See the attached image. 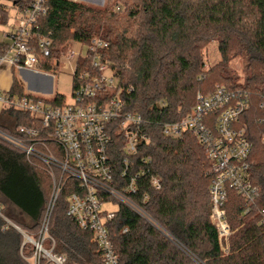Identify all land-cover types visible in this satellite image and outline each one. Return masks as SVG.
<instances>
[{
    "label": "trees",
    "instance_id": "16d2710c",
    "mask_svg": "<svg viewBox=\"0 0 264 264\" xmlns=\"http://www.w3.org/2000/svg\"><path fill=\"white\" fill-rule=\"evenodd\" d=\"M31 2L0 0V24L8 23L12 9L23 12ZM119 4L126 9L117 13ZM39 27V35L53 41V57L73 41L88 42L95 36L108 41V57L120 69L122 85L134 88L125 97L126 109L142 116L149 143L140 146L136 156L142 167L146 159V177L140 179L139 191L131 199L159 228L120 206L109 226L120 264H195L189 255L201 264H264V109L260 108L264 104V0H107L103 9L50 0L48 15ZM213 42L219 44L221 59L208 70L205 51ZM8 49L0 42V56ZM236 57L246 62L244 84H237L228 68ZM218 86L251 94V108L241 123L252 144L251 178L261 188L260 200L247 215H243L244 201L229 189L227 216L232 230L242 228L231 237L228 257L210 218V165L205 150L191 133L178 140L163 134L164 124L191 114L198 93H212ZM24 95V87L15 81L9 96ZM21 126L36 124L14 107L2 109L0 131L17 136ZM152 176L161 180L159 191L150 186ZM76 186L77 182L67 184L52 213L49 233L56 242L55 253L65 257L67 264H101L93 234L67 216V199ZM52 187L40 166L30 164L23 152L0 139V206L9 220L34 238ZM24 242L23 235L7 228L0 217V264H30L34 248Z\"/></svg>",
    "mask_w": 264,
    "mask_h": 264
},
{
    "label": "built area",
    "instance_id": "2783aa9c",
    "mask_svg": "<svg viewBox=\"0 0 264 264\" xmlns=\"http://www.w3.org/2000/svg\"><path fill=\"white\" fill-rule=\"evenodd\" d=\"M49 2L32 0L21 12L7 34L11 43L7 53L0 56V69L9 67L48 80L66 73L73 78L72 101L67 102L62 95L47 99L25 93L11 98L10 91L0 93L3 108L14 107L36 124L19 127L17 136L0 131V139L23 152L30 164L40 166L50 176L52 194L37 238L9 220L1 206L0 217L7 228L13 227L23 235L24 244L33 246L30 264H67L65 257L55 253L56 242L49 227L65 187L77 182L67 199V216L80 229L93 234L101 264H120L109 230L120 206L153 222L131 199L139 191L140 179L146 177V159L143 167L136 160L140 146L149 143L143 131L145 121L126 109L125 97L134 88L122 85L120 69L108 57V41L98 36L88 42L73 41L53 57L52 39L39 35V24L48 15ZM47 85L42 82L38 87L46 90ZM251 105L249 92L218 86L212 93H198L195 107L184 119L163 125L165 137L178 140L191 133L206 152L210 165V218L226 254L233 236L226 210L229 189L244 201L243 215L249 214L261 198V188L251 178L252 144L241 123ZM260 108L264 109V104ZM150 186L159 191L161 180L152 176ZM108 207L114 210L108 211Z\"/></svg>",
    "mask_w": 264,
    "mask_h": 264
},
{
    "label": "rangeland",
    "instance_id": "374dc122",
    "mask_svg": "<svg viewBox=\"0 0 264 264\" xmlns=\"http://www.w3.org/2000/svg\"><path fill=\"white\" fill-rule=\"evenodd\" d=\"M69 1L82 3L84 5H89V6L100 8V9L105 8L107 5V0H69ZM118 7H120V10H118L117 8L116 10L117 13L123 12L126 9L125 6H123V4H119ZM15 23H16L15 16H14L13 11H11L8 23L6 25L0 24V41H3L7 44L11 43V39L7 37V34L12 31ZM218 49H219V44L217 42H213L209 45V47L205 51L206 69L209 70L210 68H212L213 66L217 65L220 62L221 55ZM228 68H229V71L231 72V77H233L234 80L237 81L236 82L237 84L245 83L246 62L243 57L234 58L229 63ZM24 74H25L24 71H20V70L15 71V81L24 87L25 93L34 94V95L44 97L47 99L54 98L57 95H62L66 97L67 102L72 101L73 92H74V84H73V78L70 75L66 73H59L55 76H51L49 80L47 81L48 85L46 87V90L40 91V90H36L33 88L30 82L25 79ZM107 210L112 211L114 210V208L108 207ZM150 223L154 225L155 227L157 226L154 222H150ZM241 228L242 227L235 228V230H233V236ZM164 234L166 233L164 232ZM223 254L225 257H228L229 255H231V240H230L229 253L227 254L223 253ZM189 256L191 257V259L194 261L195 264H201V262L197 258L193 257L192 255H189Z\"/></svg>",
    "mask_w": 264,
    "mask_h": 264
},
{
    "label": "crops",
    "instance_id": "0c3cea01",
    "mask_svg": "<svg viewBox=\"0 0 264 264\" xmlns=\"http://www.w3.org/2000/svg\"><path fill=\"white\" fill-rule=\"evenodd\" d=\"M11 11H13L14 16H15V21L17 23V20L19 19L21 12H18L15 9H12ZM0 42H3V41H0ZM24 73H25L24 74L25 79L30 82V84L33 86L34 89L45 91L44 88L38 87V84L42 82L47 83L48 81L47 78L40 77V76L34 75L32 73H28V72H24ZM14 82H15V70L10 69L9 67H3L2 69H0V93L11 91ZM2 109H3V106L0 104V112L2 111Z\"/></svg>",
    "mask_w": 264,
    "mask_h": 264
}]
</instances>
